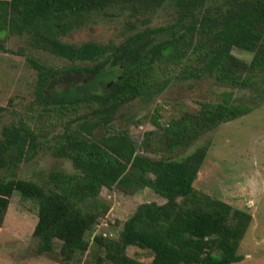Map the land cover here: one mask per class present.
Returning a JSON list of instances; mask_svg holds the SVG:
<instances>
[{
  "label": "trees",
  "instance_id": "16d2710c",
  "mask_svg": "<svg viewBox=\"0 0 264 264\" xmlns=\"http://www.w3.org/2000/svg\"><path fill=\"white\" fill-rule=\"evenodd\" d=\"M162 8L174 12L175 23L138 30L119 44L77 45L62 39L112 9L147 18ZM10 36L71 65L55 70L31 60L38 71L35 100L1 127L0 228L17 193L37 208L32 250L38 256L53 254L59 242L62 262L79 264L90 249L87 236L110 211L103 189L150 188L165 203L139 205L117 239L95 236L94 264H145L127 254L129 247L150 252V264L244 260L239 249L252 214L194 185L208 148L181 160L174 156L220 125L264 106V0H0V50H6ZM234 48L252 58L236 57ZM189 55L199 65L193 75H208L248 96L200 102L199 110L165 126L159 105L151 121L160 132H147L142 141L156 157L138 153L130 128L114 129L116 114L162 89L165 58L180 62ZM68 74L77 80L70 82ZM54 79L61 86L55 91ZM4 112L8 109L0 107V122ZM58 126L64 131L55 135ZM44 151L70 159L79 173H52L47 181L20 178L21 165Z\"/></svg>",
  "mask_w": 264,
  "mask_h": 264
},
{
  "label": "rangeland",
  "instance_id": "374dc122",
  "mask_svg": "<svg viewBox=\"0 0 264 264\" xmlns=\"http://www.w3.org/2000/svg\"><path fill=\"white\" fill-rule=\"evenodd\" d=\"M174 17V12L169 8H162L147 18H137L131 16L129 11L112 9L107 14L93 15L86 24L73 29L62 39L77 45L86 42L119 44L138 30L170 26L175 23ZM5 47L6 50H0V107H6L8 112L1 113L0 131L3 124L17 120L20 116L17 112L24 110L35 100L38 71L31 60L55 70L71 65L45 50L33 48L20 36H10ZM232 53L245 61L252 58L251 54L237 48ZM160 67L162 89H153L151 97L138 99L124 106L113 122L115 130L130 128L140 154L156 157L144 148L142 141L147 132H160L151 121L159 105L163 106L160 122L165 126L186 111L199 110L200 102H221L225 98L240 101L248 96L208 75H193L199 65L191 55L180 62L165 58ZM66 76L70 82L77 80L72 75ZM51 84L54 91L61 87L55 79ZM52 131L56 135L64 129L58 126ZM48 136L50 140L53 138L50 134ZM201 147H207L208 154L194 184L196 190L253 216L239 249L244 260L235 264H264V106L240 119L220 125L174 158L181 160ZM57 172L79 173L70 159L59 158L51 151H44L32 162L21 165L19 177L47 181L52 173ZM101 195L109 203L110 211L97 224L92 236H87L90 249L80 258L79 264L95 263V236L105 235L117 239L123 223L139 205L147 202L163 204L166 201L150 188L136 192L105 188ZM37 221V208L31 202L23 201L16 193L0 228V264H66L59 255V242H56L53 254L38 256L32 250V235ZM127 254L145 264H150L153 259L150 252L137 247H129Z\"/></svg>",
  "mask_w": 264,
  "mask_h": 264
}]
</instances>
